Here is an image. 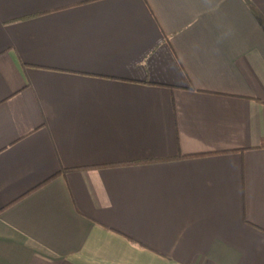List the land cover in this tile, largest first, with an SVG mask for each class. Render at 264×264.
I'll return each mask as SVG.
<instances>
[{"label": "crops", "instance_id": "1", "mask_svg": "<svg viewBox=\"0 0 264 264\" xmlns=\"http://www.w3.org/2000/svg\"><path fill=\"white\" fill-rule=\"evenodd\" d=\"M263 139L264 0H0V264H264Z\"/></svg>", "mask_w": 264, "mask_h": 264}, {"label": "trees", "instance_id": "2", "mask_svg": "<svg viewBox=\"0 0 264 264\" xmlns=\"http://www.w3.org/2000/svg\"><path fill=\"white\" fill-rule=\"evenodd\" d=\"M261 146L264 147V139L262 140V144H261ZM179 157H187V156H185V155H181V156H179ZM179 157H178V158H179ZM140 162H141V161H140ZM142 162H146V161H142ZM123 164H129V163H123ZM72 169H79V168H68V169L60 170V171L56 172L55 174H53L52 176H50L49 178H47V179H46L45 181H43L42 183L38 184V185H37L36 187H34L33 189H36V188H38V187H40V186L46 184L47 182H49V181H51L52 179H54L55 177H57L59 174L66 173L67 171L72 170ZM33 189H32V190H33ZM30 191H31V190H30ZM27 193H28V192H27ZM27 193H26V194H27ZM26 194L20 196V198L23 197V196H25ZM12 203H13V202H12ZM10 204H11V203H10ZM8 205H9V204H8Z\"/></svg>", "mask_w": 264, "mask_h": 264}]
</instances>
